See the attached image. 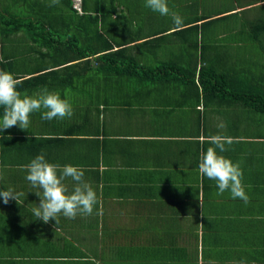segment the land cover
Instances as JSON below:
<instances>
[{"label": "crops", "instance_id": "0c3cea01", "mask_svg": "<svg viewBox=\"0 0 264 264\" xmlns=\"http://www.w3.org/2000/svg\"><path fill=\"white\" fill-rule=\"evenodd\" d=\"M83 1V13L74 15L66 0L51 7V0H0V70L21 81V96L46 88L73 109L71 118L51 121L34 112L29 130L0 131V190L25 194L18 204L0 197V264H264V118L225 100L197 105L192 89L184 96L176 82L153 86L97 71L93 57L103 52L120 50L123 62L175 65L194 49L175 34L187 25L177 28L145 0ZM167 2L183 19L202 13L192 0ZM6 13L30 19L34 13L35 31L4 30ZM46 16L76 42L73 59L62 60L73 64L65 71L54 66L44 40ZM82 47L93 49L84 56L87 65L84 57L74 59ZM61 76L74 82L57 84ZM213 135L233 138L227 151H216L239 163L247 205L227 191L217 195L216 182L199 174L201 153L215 147L207 142ZM41 153L50 163L84 170L98 198L92 215H61L58 223L35 218L39 189L21 166ZM64 183L71 191L73 181Z\"/></svg>", "mask_w": 264, "mask_h": 264}, {"label": "trees", "instance_id": "16d2710c", "mask_svg": "<svg viewBox=\"0 0 264 264\" xmlns=\"http://www.w3.org/2000/svg\"><path fill=\"white\" fill-rule=\"evenodd\" d=\"M221 1L223 6L221 10L199 15L196 11L191 17L183 19V25L187 26L176 30L175 34H181L182 41H188L194 51L190 56L181 55L175 65L170 63L142 65L133 62L132 59L123 62L116 58L119 50L94 56L95 69L102 73L117 71L125 74L129 80L134 79L153 86L163 82H176L182 88L184 96H188L192 89L197 105L203 106L204 102L215 103L225 100L264 118V0ZM66 3L74 15H80L71 9L70 0H66ZM82 7H84L83 0ZM243 12L244 19L241 17ZM3 19L4 30L21 29L30 32V29L35 31L36 28L33 24L34 18L6 13ZM47 21V27H43L47 31L44 40L47 41V47L51 51V60L59 70L63 67L62 70L65 71L73 66L67 62L73 59L74 54L69 52H71L70 47L76 42L71 40V35H66L67 40L64 38L60 33L61 23L57 22L56 17L51 16ZM239 46L244 47L243 52L249 53L252 49L251 57L249 55L248 58H240L237 62L234 50ZM73 52L79 53L80 56L75 55L74 58L79 59L90 55L93 49L82 47ZM111 55L115 56V61L110 58ZM64 59H67V62L62 61ZM59 61L62 62L58 63ZM88 62L87 56L81 60L85 65ZM168 65L172 67V76H168L170 73ZM57 68L48 70V73H54ZM42 75L32 76L31 79L37 81V77ZM61 78L56 82L57 84L74 82L70 77L61 76ZM50 79L48 82H51ZM29 82L30 79L26 83ZM4 232L5 228L0 226V235Z\"/></svg>", "mask_w": 264, "mask_h": 264}, {"label": "clouds", "instance_id": "9594fccd", "mask_svg": "<svg viewBox=\"0 0 264 264\" xmlns=\"http://www.w3.org/2000/svg\"><path fill=\"white\" fill-rule=\"evenodd\" d=\"M59 3V0H51V7ZM146 8L161 16L171 15L174 25L182 27L183 18L170 11L167 0H145ZM115 19V17H114ZM21 81L12 73L0 70V108H3L0 117V131L18 127L20 130H29L30 116L34 112L41 113V119L51 121L53 119L63 120L73 115L72 105L65 99H61L57 93H50L46 88L36 97L21 96L17 86ZM224 128L221 123L218 125ZM207 142L215 147H208L202 152L198 170L200 176L207 177L216 182L217 195L229 192L232 199H240L247 205L250 198L242 183L243 172L239 163H233L230 159L219 155L227 151L225 145L232 144L233 138L224 135H213L207 137ZM21 170L26 171V180L33 188L39 189L35 195L39 197V206L32 209L36 219L48 223L50 219L58 223V217L63 215L68 219L79 216H90L94 207L98 204L96 191L84 180V170L73 165H59L50 163L41 153L33 158L27 165H22ZM71 179L73 188L69 191L64 181ZM25 194L12 188L0 190L3 203L8 204L10 200L16 201ZM242 264V262H241Z\"/></svg>", "mask_w": 264, "mask_h": 264}, {"label": "rangeland", "instance_id": "374dc122", "mask_svg": "<svg viewBox=\"0 0 264 264\" xmlns=\"http://www.w3.org/2000/svg\"><path fill=\"white\" fill-rule=\"evenodd\" d=\"M192 1H193V5H195L197 0H192ZM196 6H197L198 10L201 11L202 13H208V12H211V11L221 10L222 7H223L221 0H215V3L208 4V5L202 3L201 1H198L197 4H196ZM31 8L33 10H35L34 5ZM23 10L28 11L26 9H23ZM32 14H33V18H37V16H34V13H32ZM216 16H218V15H216ZM244 16H245V13L243 12L242 15H241V17L244 19ZM44 18L50 19L51 16H46ZM215 26L218 27L217 25H215ZM69 34H72V33L69 32ZM244 46H245V44H244ZM243 50H244V47H241V46H239L237 49L234 50L235 56H237V62H238V60L240 58L241 59H243L244 57L245 58H248L249 55L251 57V54L250 53H251V51H253L252 49L249 50V53L247 51L243 52Z\"/></svg>", "mask_w": 264, "mask_h": 264}, {"label": "built area", "instance_id": "2783aa9c", "mask_svg": "<svg viewBox=\"0 0 264 264\" xmlns=\"http://www.w3.org/2000/svg\"><path fill=\"white\" fill-rule=\"evenodd\" d=\"M70 7L76 14H82V0H70Z\"/></svg>", "mask_w": 264, "mask_h": 264}]
</instances>
